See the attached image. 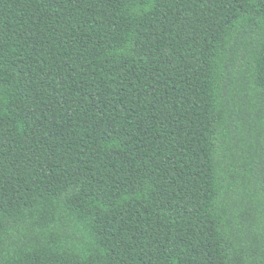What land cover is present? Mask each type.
<instances>
[{
  "label": "trees",
  "instance_id": "1",
  "mask_svg": "<svg viewBox=\"0 0 264 264\" xmlns=\"http://www.w3.org/2000/svg\"><path fill=\"white\" fill-rule=\"evenodd\" d=\"M0 264H264V0H0Z\"/></svg>",
  "mask_w": 264,
  "mask_h": 264
}]
</instances>
